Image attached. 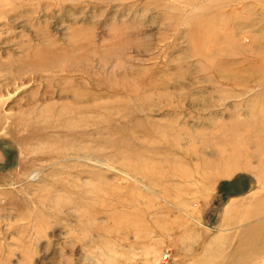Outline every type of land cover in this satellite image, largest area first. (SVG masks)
I'll list each match as a JSON object with an SVG mask.
<instances>
[{
    "label": "rangeland",
    "instance_id": "rangeland-1",
    "mask_svg": "<svg viewBox=\"0 0 264 264\" xmlns=\"http://www.w3.org/2000/svg\"><path fill=\"white\" fill-rule=\"evenodd\" d=\"M259 131L264 0H0V264H264Z\"/></svg>",
    "mask_w": 264,
    "mask_h": 264
},
{
    "label": "bare ground",
    "instance_id": "bare-ground-1",
    "mask_svg": "<svg viewBox=\"0 0 264 264\" xmlns=\"http://www.w3.org/2000/svg\"><path fill=\"white\" fill-rule=\"evenodd\" d=\"M241 84H242V83H241ZM244 85H245V83H244ZM246 85H247V84H246ZM262 122H263V120H262ZM258 133H259V135H261V136L263 135V136H264V132H263V131H259ZM249 145H250V144H249ZM222 166H223V165H222ZM227 169H228V168H227Z\"/></svg>",
    "mask_w": 264,
    "mask_h": 264
},
{
    "label": "built area",
    "instance_id": "built-area-1",
    "mask_svg": "<svg viewBox=\"0 0 264 264\" xmlns=\"http://www.w3.org/2000/svg\"><path fill=\"white\" fill-rule=\"evenodd\" d=\"M167 258H168V254L163 255V259H164V261H166Z\"/></svg>",
    "mask_w": 264,
    "mask_h": 264
}]
</instances>
